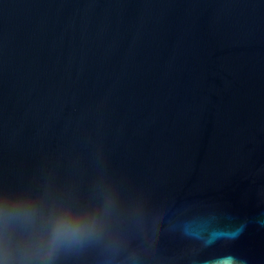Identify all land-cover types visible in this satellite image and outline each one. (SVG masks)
Segmentation results:
<instances>
[{"label": "water", "instance_id": "water-1", "mask_svg": "<svg viewBox=\"0 0 264 264\" xmlns=\"http://www.w3.org/2000/svg\"><path fill=\"white\" fill-rule=\"evenodd\" d=\"M0 264H264V0H0Z\"/></svg>", "mask_w": 264, "mask_h": 264}]
</instances>
